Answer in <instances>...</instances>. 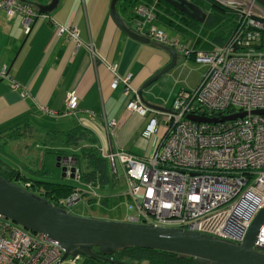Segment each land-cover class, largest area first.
<instances>
[{
	"label": "built area",
	"instance_id": "1",
	"mask_svg": "<svg viewBox=\"0 0 264 264\" xmlns=\"http://www.w3.org/2000/svg\"><path fill=\"white\" fill-rule=\"evenodd\" d=\"M35 1L0 0V14L8 19L20 17L25 34L30 35L38 17ZM213 1L241 9L226 43L209 51H192L179 40L169 39L155 23L154 6L136 7L135 29L140 34L178 49L206 66L207 72L196 89L177 95L170 114L151 109L134 91L128 110L141 117L153 113L142 137L158 140L146 159L124 151L103 156L123 181L122 197L128 200L130 213L126 222L192 230L240 244L264 209V115L254 114L264 110V7L257 0ZM56 25L58 34L79 41L77 28ZM0 79H9L6 67L0 69ZM117 84L118 79L114 87ZM125 92L131 94L128 87ZM66 107L68 115L78 112L74 93L68 94ZM241 113L247 115L217 124L187 118L221 120ZM75 179H80L78 170ZM91 194L98 197L94 190ZM78 198L75 195L62 206ZM254 247L264 253V224ZM63 256L58 242L30 233L0 214V264H58ZM82 260L70 257L65 264H82Z\"/></svg>",
	"mask_w": 264,
	"mask_h": 264
},
{
	"label": "crops",
	"instance_id": "2",
	"mask_svg": "<svg viewBox=\"0 0 264 264\" xmlns=\"http://www.w3.org/2000/svg\"><path fill=\"white\" fill-rule=\"evenodd\" d=\"M51 2L36 0L34 10L37 15L40 6L50 5ZM111 3L112 0H60L51 14L37 17L30 35L25 34L20 17L8 19L4 13L0 14V69L6 67L9 71V79L0 83L2 147H8L12 152L11 146L24 145L27 154L28 139L6 144L5 138L13 128L27 121L37 123L42 119L55 118L58 123L72 125L74 121L66 113V99L68 94L74 93L79 98L77 115L82 120L79 127L96 138L102 155L124 151L138 159L150 156L158 137L147 140L142 133L154 115L150 113L148 117H141L129 111L128 106L134 100L133 92L139 93L147 81L170 64L171 57L160 47L129 37L114 21ZM117 10L127 25L136 28L135 22L126 18L119 5ZM235 14L239 19L238 11ZM56 24L77 28L79 41L67 40L64 35L58 34ZM234 27L226 32L221 46L226 43ZM191 31L195 33V30ZM195 43L193 39L190 43L181 42L192 51H195ZM174 49L178 52V63L187 65V61L193 60ZM188 77L180 92L196 89L204 78V70L197 72L194 82ZM117 79L118 84L114 87ZM159 80L144 91V98L153 106L171 110L180 92L178 87L169 89L165 86L161 89ZM127 87L131 94L126 95ZM163 121L160 120L161 135L164 131ZM145 141L152 146L148 157L136 152L140 143ZM29 157L22 159L29 163Z\"/></svg>",
	"mask_w": 264,
	"mask_h": 264
},
{
	"label": "water",
	"instance_id": "3",
	"mask_svg": "<svg viewBox=\"0 0 264 264\" xmlns=\"http://www.w3.org/2000/svg\"><path fill=\"white\" fill-rule=\"evenodd\" d=\"M162 1L197 22H204L207 18L206 13L198 5L188 0ZM257 1L264 7V0ZM119 2L120 0H112L110 8L111 15L119 27L132 39L160 47L171 57L170 64L147 81L138 93L143 103L151 109L170 114L171 110H163L149 104L144 98V91L176 65L178 52L172 47L151 41L134 27L127 25L118 13ZM59 4L60 0H52L50 5L40 6L38 17L51 14ZM2 81L0 80V83ZM254 114L264 115V110L256 111ZM246 115V113L229 115L221 120L196 115L187 118L196 123L217 124L242 119ZM57 167L61 170L63 178H68L69 175L71 180L75 178L77 172L75 159L72 163L70 158L58 157ZM0 214L30 233L43 235L58 242L64 251V256L58 264H65L70 257L101 260L110 264H131L111 257L133 248L177 255L181 259L193 258L196 264H264V253H259L254 247L259 229L264 224V209L251 225L245 240L240 244H234L192 230L157 228L126 221H103L77 216L52 205L49 200L0 175Z\"/></svg>",
	"mask_w": 264,
	"mask_h": 264
},
{
	"label": "trees",
	"instance_id": "4",
	"mask_svg": "<svg viewBox=\"0 0 264 264\" xmlns=\"http://www.w3.org/2000/svg\"><path fill=\"white\" fill-rule=\"evenodd\" d=\"M192 1L200 6L199 3L201 0ZM205 1L209 3L210 10L212 7L225 12L231 11L226 8V6L220 5L213 0ZM118 5L125 13L126 18L130 21H134V11L138 5L154 6L156 24L161 27L166 26L177 33L183 31L187 32V34L191 35V40L193 39L196 42L195 45L198 49H214L216 45L211 41L221 38V36L212 33V26L208 25V23L206 25L199 24L197 21L184 16L162 0H120ZM231 12L234 17L233 23L228 27L230 29L234 26V28H236L238 23V15L233 11ZM216 16L218 15L212 16V22L216 21ZM189 28L195 30V33L186 31L190 30ZM226 36L225 34V37ZM200 46L203 48H200ZM196 48L195 50H197ZM77 114L78 112L71 116L75 122L70 126L65 123H58L59 121L57 119L51 118L36 121L37 123L27 121L23 125L13 128L5 137L6 144H9L10 141H20L24 138L28 139L33 134L36 136L35 133H37L38 135L40 134V136L43 135V139L40 141L35 140L31 143L36 144L37 148V145L39 147L41 142V144L44 145V149L40 150L42 154L41 159L38 160L39 157L33 155L35 147L31 145L27 148V153L30 155L28 159L30 161L29 163L27 162L29 165L26 170L15 168L0 158V175L22 187L29 186L27 188L29 191L49 200V202L56 207L62 208V203H65L75 195L79 198L74 205L85 196L89 198L92 197L90 199L94 200L95 203H100L104 206L109 205L110 195L112 193L111 190L117 188V179L119 181H121V179L118 175L112 173L111 163L102 155L100 149L96 145V138L91 137L86 130L79 127L82 120L78 118L79 115ZM77 118L79 120H77ZM36 154H38L37 149ZM68 156L73 157V159L77 161V170L80 173V179L77 180L74 178V183L69 182L70 180H68V182H58L56 180L46 181L43 176L46 173L51 175L50 169L45 167L46 159L48 157L57 159L58 157ZM68 178L70 179V176H68ZM76 182H78L79 185ZM92 190H95L98 197H94L91 194ZM111 258L131 264H196L193 258L181 259L177 255L139 248L121 251L114 254ZM82 264L110 263L85 258Z\"/></svg>",
	"mask_w": 264,
	"mask_h": 264
},
{
	"label": "rangeland",
	"instance_id": "5",
	"mask_svg": "<svg viewBox=\"0 0 264 264\" xmlns=\"http://www.w3.org/2000/svg\"><path fill=\"white\" fill-rule=\"evenodd\" d=\"M241 3V0L239 1ZM200 6L209 14V17L207 16L206 20L204 22H198L199 24H207L212 26V33L217 34L221 36L218 40L211 41L215 45L222 44V39L224 40L226 32L230 29L228 28L233 23V13L231 11L225 12L223 10H218L211 7V10L209 8V3L205 0H201L199 3ZM229 10H233L234 12L238 11V8L235 6H226ZM216 16V21L212 22V16ZM160 26V25H159ZM162 29L169 34L170 38L173 40H179L180 42L184 43H190L191 41V35L187 34V32H175L174 30H171L170 28L166 26H162ZM191 32V30H186ZM221 46V45H220ZM200 48H203L200 46ZM179 57L181 59H184L182 54H179ZM188 59V58H187ZM178 63V62H177ZM166 74L164 75L160 80V88H164L165 86L169 89H174L175 87H178V92L183 88V82L187 79L194 82L195 77L197 76V72L200 69L204 70V76L207 72L206 66L196 63L194 60L187 61V65L181 64L182 62H179ZM194 90V89H193ZM75 122V121H74ZM36 136L33 134L28 138L27 142L29 143L27 147H30L31 145L35 147V151L33 153L34 156H38V160L41 159V152L40 150L44 149V145L41 144L40 146L36 148V144H32L31 142L35 140H42L43 135L40 136L37 133H35ZM2 147V144H0ZM151 145L148 143V141L141 142L140 146L136 149L137 154L147 155L150 153ZM32 148V147H31ZM12 152L8 150V147L0 148V158L4 159L7 163L11 164L15 168H20L21 170H26L27 166L29 165L27 161H23L22 157L26 159L29 153L24 152V145H18V146H11ZM36 149L37 153L36 154ZM15 153V154H14ZM32 157V156H31ZM145 158V157H144ZM72 159V158H71ZM73 160V159H72ZM45 167L47 169H50V174H45L43 178L46 181L56 180L58 182L67 181L70 180L68 178L62 177L61 170L57 167V159L48 157L46 159ZM35 168V167H34ZM69 182L74 183V179L70 180ZM78 185L79 183L76 182ZM86 191V190H84ZM111 197L109 201V205L104 206L100 203H95L94 200L90 199L92 197L85 196L81 201H79L77 204L69 207L67 210L77 216H83L87 218H93V219H99L103 221H114V222H125L129 216V212L127 209V203L128 200L126 198H123L122 195L124 193V187H123V181H119L117 179V188H113L111 190ZM101 200V199H100ZM98 200V201H100Z\"/></svg>",
	"mask_w": 264,
	"mask_h": 264
},
{
	"label": "flooded vegetation",
	"instance_id": "6",
	"mask_svg": "<svg viewBox=\"0 0 264 264\" xmlns=\"http://www.w3.org/2000/svg\"><path fill=\"white\" fill-rule=\"evenodd\" d=\"M171 6V5H170ZM173 7V6H172ZM174 8V7H173ZM175 9V8H174ZM177 10V9H176ZM178 11V10H177ZM180 12V11H179ZM180 13H182V12H180ZM183 14V13H182ZM184 16H186L185 14H183ZM188 17V16H187ZM26 188V187H25ZM75 203V202H74ZM74 203L73 204H69V205H66V206H63L62 208L63 209H68L69 207H71V206H73L74 205ZM68 211V210H67Z\"/></svg>",
	"mask_w": 264,
	"mask_h": 264
},
{
	"label": "clouds",
	"instance_id": "7",
	"mask_svg": "<svg viewBox=\"0 0 264 264\" xmlns=\"http://www.w3.org/2000/svg\"><path fill=\"white\" fill-rule=\"evenodd\" d=\"M136 9V8H135ZM134 15H135V11H134ZM136 21V16H135V19H134V22ZM83 259V258H82ZM84 260V259H83ZM83 260H82V262H83Z\"/></svg>",
	"mask_w": 264,
	"mask_h": 264
}]
</instances>
